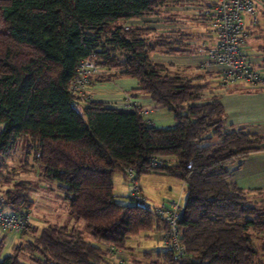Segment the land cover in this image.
I'll return each mask as SVG.
<instances>
[{
	"label": "trees",
	"instance_id": "1",
	"mask_svg": "<svg viewBox=\"0 0 264 264\" xmlns=\"http://www.w3.org/2000/svg\"><path fill=\"white\" fill-rule=\"evenodd\" d=\"M178 1L0 0V172L26 137V153L41 165V176L64 189L69 212L86 222L85 231L51 222L34 225L4 255L7 234L0 235V264H28L23 251L36 264H122L105 244L126 248L129 236L164 227L150 205L130 194L129 202L117 199L113 174L121 171L127 178V167L136 179L158 172L182 180L181 264H253L259 251L250 229L264 232V210L229 175L232 164L240 166L249 153L264 149V135L226 127L227 113L208 83L169 73L151 60L154 49L171 41L179 46L170 51L185 50L183 36L160 33L150 40L151 28L128 24L103 29L108 21L138 19L155 13L161 2ZM86 58L107 73L89 75L87 86L134 78L131 93L149 94L172 112L174 123L156 126L136 109L73 92L71 83ZM214 137L216 144L210 142ZM155 155L166 164L152 167ZM32 190L30 180L0 173L1 207L30 211ZM171 260L172 252L158 249L148 264Z\"/></svg>",
	"mask_w": 264,
	"mask_h": 264
},
{
	"label": "rangeland",
	"instance_id": "2",
	"mask_svg": "<svg viewBox=\"0 0 264 264\" xmlns=\"http://www.w3.org/2000/svg\"><path fill=\"white\" fill-rule=\"evenodd\" d=\"M208 2L209 0H179L177 4H166L165 2H161L155 13L138 19H116L108 21L103 24V29L107 30L119 24H128L151 28L150 30H147L148 32L146 31V35L150 38V40H155L157 35L160 33H171L169 39L179 38L181 36L186 38V36H190L189 39L197 42L198 37L196 36H201L202 33L205 32L207 24L205 21L199 20L196 15L199 10L206 8L205 5L208 4ZM260 23L262 28H264V15H260ZM187 31L191 34L187 35ZM186 41L187 40H185V42ZM261 42L264 43V39ZM178 46L179 42L171 41L165 46L157 47L150 53L151 60L166 65L169 73H180L190 77L195 76L196 72L200 70L195 65L203 56L193 51L192 47L194 46H190V44L189 46L191 49L187 48L182 51L169 50L170 48H176ZM93 63L96 62L93 61ZM193 64H195V67H186ZM100 69L101 75L107 74L102 66ZM92 73L94 75L99 74L94 72ZM96 82L99 83L100 81ZM92 84L96 83L91 82L90 86ZM90 90L89 86L85 88V91L88 92L89 96L95 97V93ZM100 99L106 101L105 98ZM241 101L242 104L256 103L254 99H251L248 96L241 97ZM163 111L168 114L167 118L160 120L155 116V113L150 115L151 120H153L152 122L156 126L160 127L171 126L174 123L172 112L167 109H164ZM229 114L231 118H233L232 113L229 112ZM229 120L230 118L226 119V124L229 123ZM253 161L254 160H250L248 167L251 163H253ZM233 167L234 165L232 164L231 169H233ZM8 171L18 178L30 180L33 186V190L31 192L33 206L29 211L30 227L26 230H31L34 225L42 227L43 225H46L47 222H51L66 224L68 226L76 225L85 231L86 222L84 220H76L69 212L68 202L64 197V189L59 187L57 182L44 179L40 174L41 165L33 161L31 154L26 153V137H22L18 140L15 150L4 161V165L1 168L0 173L6 174ZM246 178L247 177H245V180ZM251 179L250 181L243 183V185L246 186L245 189L248 201L255 206L263 208L264 210V201H261L264 199V195L260 196L253 192V188H257L262 190V194H264V174L259 175L257 179L252 175ZM137 182L141 187L142 194L146 198V202L153 208L156 205L167 201H174L180 203L181 205L184 203V185L182 180L175 176L165 175L158 172H145L140 174ZM130 191V181H128L127 178H124L121 171H116L113 174V192L117 195V199L121 202H129L128 196ZM3 208L5 210H9L7 207ZM250 232L253 236V242L256 244L259 251L257 256L254 258L253 264H262L264 263V232L254 229H250ZM5 234H7V238L5 240L2 255L12 252L13 243L28 238L27 234H22L21 232L0 233V235ZM160 247L161 230L142 231L127 238L126 248H123L124 252H122L120 256L124 260L123 264H148L151 260L156 259V252L160 249ZM20 257L28 264H36L29 259V254L25 251L20 253ZM135 260L139 263H135Z\"/></svg>",
	"mask_w": 264,
	"mask_h": 264
},
{
	"label": "built area",
	"instance_id": "3",
	"mask_svg": "<svg viewBox=\"0 0 264 264\" xmlns=\"http://www.w3.org/2000/svg\"><path fill=\"white\" fill-rule=\"evenodd\" d=\"M264 10V0H209L208 6L197 12V18L206 22L207 38L198 42L195 48L203 55L202 66L215 68L220 84L227 85L244 82L264 88V76L255 69L249 57L242 48L248 42L249 27L258 23ZM101 65L93 63L91 59H82L78 65V72L71 83L75 93H83L89 83V75L101 73ZM131 109H136L144 119L150 121L146 111L139 108L134 99L126 93ZM0 123V129L2 128ZM152 167H162L166 164L164 157L155 155L149 161ZM126 177L131 183V199L145 205V196L141 192L133 168H125ZM182 197V194H181ZM156 215L162 220L164 227L161 231V247L163 251L173 254L170 264H181L185 249L180 240L179 221L183 214V204L177 202H162L154 207ZM30 227V212H16L0 207V233L21 232ZM116 262L124 263L120 256L123 248L105 244Z\"/></svg>",
	"mask_w": 264,
	"mask_h": 264
},
{
	"label": "crops",
	"instance_id": "4",
	"mask_svg": "<svg viewBox=\"0 0 264 264\" xmlns=\"http://www.w3.org/2000/svg\"><path fill=\"white\" fill-rule=\"evenodd\" d=\"M263 15L264 10L261 13V16ZM249 30L250 38L248 39L246 45L243 46L242 50L244 54L251 60L253 67L259 70L264 76V43L261 42L264 39V28H262L260 19L258 23L251 25ZM186 34L190 35L191 33L187 31ZM189 37L190 36H186V38H184V41L187 40L185 43L188 44L184 49H191L190 46L193 45L194 47H192V50L198 54L195 45H197L198 42L206 39L207 34L204 32L201 36L197 35V42L189 39ZM202 59L203 57L197 61L196 65L193 64L186 67H198L200 70L195 74L196 79L202 83H208L211 87L209 92L212 91L221 100L227 113V118H230L229 123L226 124V127L232 126L235 128H240L244 135H251L254 133L264 135V88L244 82H235L232 84L222 85L219 82L216 69L203 67ZM95 83L96 84L89 86L91 89L90 91L95 93L94 96L97 99L105 98L106 101H111L107 102L108 105L115 106L122 110H131L128 100L124 98L127 93L134 99L139 108L146 111L145 116L148 119L151 120L150 115L155 113V116L160 120L167 118L168 116V114L164 113L163 111L165 108L160 104L154 103L151 100L149 94L131 93L130 90L137 84V81L134 78L120 77L112 81ZM244 96L254 99L256 103L242 104L241 97ZM229 112L232 113L233 118H231ZM219 141L220 140L217 137H214V139H212L210 142L216 144ZM250 160L254 161L248 167ZM233 165L234 167L230 171L229 179L235 181L241 187L246 188L243 183L250 181L252 175L257 179L259 175L264 174V149L249 153V155L242 160L240 166H237L236 163ZM245 177H247L246 180Z\"/></svg>",
	"mask_w": 264,
	"mask_h": 264
}]
</instances>
